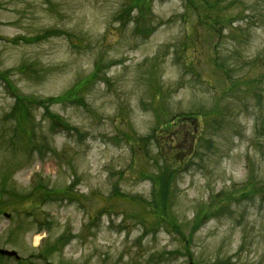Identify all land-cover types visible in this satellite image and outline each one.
<instances>
[{"label": "rangeland", "instance_id": "374dc122", "mask_svg": "<svg viewBox=\"0 0 264 264\" xmlns=\"http://www.w3.org/2000/svg\"><path fill=\"white\" fill-rule=\"evenodd\" d=\"M207 1L152 0L143 17L131 0H0V249L264 264V0ZM80 82L81 102H51ZM165 195L174 232L150 216Z\"/></svg>", "mask_w": 264, "mask_h": 264}, {"label": "trees", "instance_id": "16d2710c", "mask_svg": "<svg viewBox=\"0 0 264 264\" xmlns=\"http://www.w3.org/2000/svg\"><path fill=\"white\" fill-rule=\"evenodd\" d=\"M151 2H152V0H131V4L132 5L129 6L128 8L129 9H131V8L136 9L139 12V15H142V14H145V13H150L151 12ZM185 2H186V4H187L189 9H194L195 11L197 10L198 12H199V10L208 12V11H212L213 8H214V5H210L207 0H185ZM208 16H210V15H208ZM197 17L202 18V16L199 15V14L197 15ZM144 27L146 28V23H145ZM144 27H142V28H144ZM139 30H140V28H139ZM143 31H144L145 35L148 36L149 34L152 33L153 28L149 27V28H147L146 30H143ZM236 85H237V83L234 82V84L232 86L236 87ZM83 87H84V82L77 83L70 90L66 91L64 94H62V95L58 96L57 98H55V100H51V102L55 101V102H59V103H66V102H73V101H76V100L81 102L82 98L79 97V94H80V92H81ZM16 97H17V99L19 101L26 100L27 102H33V98L24 99L25 97L18 96V95ZM45 115H47L48 118L51 119L53 124H58L59 117L57 115H52L48 111V109H46V114ZM61 124H62L61 127H65V128L68 127V125L66 123H64V122H62ZM24 133H26V132H24ZM166 200H167V197L165 195V200H163V202L160 203V205H156L155 207H153L155 209V210H153V212L157 215V216L155 215L154 219H155L156 223H158V222L159 223H165L167 226H169V229L173 231L176 228H178V225L174 224L176 221L174 219H172L171 216L167 215V204L165 203ZM197 217H198V215L196 216V219H197ZM142 220H144V219H142Z\"/></svg>", "mask_w": 264, "mask_h": 264}, {"label": "water", "instance_id": "95a60500", "mask_svg": "<svg viewBox=\"0 0 264 264\" xmlns=\"http://www.w3.org/2000/svg\"><path fill=\"white\" fill-rule=\"evenodd\" d=\"M1 252V254H8V253H5V252H3V251H0ZM11 254V253H10Z\"/></svg>", "mask_w": 264, "mask_h": 264}]
</instances>
